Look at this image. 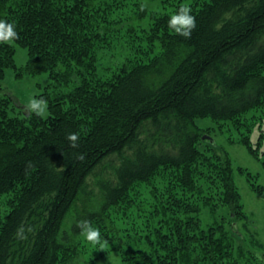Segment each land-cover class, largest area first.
Here are the masks:
<instances>
[{
  "label": "trees",
  "instance_id": "1",
  "mask_svg": "<svg viewBox=\"0 0 264 264\" xmlns=\"http://www.w3.org/2000/svg\"><path fill=\"white\" fill-rule=\"evenodd\" d=\"M96 3L0 0V19L19 33L12 44L0 43V82L8 69L20 70L21 46L30 55L29 73L49 72L66 89L44 95L49 115L39 117L18 108L0 83V264H65L62 229L77 200L94 194L89 184L100 191L102 206L81 213L74 233L81 232L78 221L93 223L161 171L173 174L172 193L181 186L192 196L204 192L195 175L205 176L215 205L222 202L229 214L204 224L202 208L189 200L180 207L173 193L157 243L149 232L150 249L128 251L127 264H242L248 253L235 248L234 238H243L238 222L249 218L233 161L216 153L220 144L200 135L195 120L211 117L245 132L240 142L264 164V133L258 144L251 140L254 126L264 125V0H198L190 39L168 27L170 14L155 15L148 35L159 49L156 62L131 57L110 74L98 71ZM69 132L79 133V147L70 146ZM201 140L209 149L199 147ZM238 170L254 191H263L256 176ZM21 225L33 229L24 240L15 236Z\"/></svg>",
  "mask_w": 264,
  "mask_h": 264
},
{
  "label": "rangeland",
  "instance_id": "2",
  "mask_svg": "<svg viewBox=\"0 0 264 264\" xmlns=\"http://www.w3.org/2000/svg\"><path fill=\"white\" fill-rule=\"evenodd\" d=\"M197 1L97 0L95 6L98 9L96 18L99 23V33L94 43L98 58V71L101 74H110L113 68L119 70L131 57L135 58V63L149 59H151L149 63H155L154 57L159 49L152 48L154 40L150 41L148 35L153 17L172 15L179 9V6L189 4L192 7ZM106 23L110 25L109 28ZM29 56L26 48L17 46L15 59L20 70L8 69L5 78L0 82L5 93L24 112H27L25 106L30 97L39 98L44 95L55 97L59 91L65 89L56 85L49 72L29 73L25 68ZM165 67L167 69L168 66L165 65ZM60 69H63L62 66ZM262 71L264 73V67ZM253 114L249 113L244 120H238V125L242 126L243 121L252 117ZM48 115L49 112L45 117ZM195 122L200 135L210 134L220 144L216 153L224 159L230 155L233 161L234 180L241 193L245 213L249 218L238 222V232L242 234V239L234 238L229 233L234 238L235 248L244 246L248 253L242 264H264V259H257V253L264 257V164L261 159L249 152L245 144L240 142L245 132L238 134L236 128L230 123H226L222 128L219 122L211 117L197 118ZM262 133H264V125H255L251 132V140L254 144L259 143ZM261 144L259 149L263 150L264 144ZM198 145L202 150L209 149L204 140L199 141ZM239 167L247 169L256 176L255 181L263 187L262 192L253 190L246 175L238 170ZM204 168L206 172L211 170L207 164ZM161 172L150 182L137 184L125 202L101 213L99 218L91 223L93 227L100 229L102 241H106L103 248L87 242L81 232L72 231V226L81 213L94 211L102 206L100 191L93 183L89 184V189L94 194H84L77 200L69 211L62 229L61 238H65V245L68 246L65 264H127L128 251H134L137 248L149 250L151 245L146 238L147 234L150 232V237L157 243V228L162 225L163 213L166 215L172 213L170 197L173 193L174 196L179 194L180 207L188 200L193 206H200L202 210L198 216L203 219L204 224L213 223L217 218L228 216L229 210L222 202L215 205L216 195L208 190L205 176L198 179L195 175L198 188L202 186L204 192L199 193L197 189L195 195L192 196L190 192L182 190L181 186H178L179 190L172 193L170 186L175 181L173 174L169 171ZM187 193L190 194V198ZM195 196L198 197L195 198ZM227 228L230 229V227Z\"/></svg>",
  "mask_w": 264,
  "mask_h": 264
},
{
  "label": "clouds",
  "instance_id": "3",
  "mask_svg": "<svg viewBox=\"0 0 264 264\" xmlns=\"http://www.w3.org/2000/svg\"><path fill=\"white\" fill-rule=\"evenodd\" d=\"M196 17L192 14V8L189 4H183L168 20V27L177 35L186 39H190L193 30L196 28ZM19 39V33L16 30L14 23H10L4 19H0V43L12 44ZM26 111L29 116L35 115L45 117L48 114V101L43 97H30L26 104ZM66 139L69 141L72 148L79 147V133L69 132L66 134ZM77 159L83 161L85 154L80 153ZM31 162H29L30 164ZM27 171V167H26ZM87 242L92 245H100L103 248L106 241H102L101 232L98 227H93L89 220H80L76 225ZM33 229L29 226L25 228L23 225L16 230L15 236L18 239H27V233L32 232ZM257 259H264L257 253Z\"/></svg>",
  "mask_w": 264,
  "mask_h": 264
},
{
  "label": "water",
  "instance_id": "4",
  "mask_svg": "<svg viewBox=\"0 0 264 264\" xmlns=\"http://www.w3.org/2000/svg\"><path fill=\"white\" fill-rule=\"evenodd\" d=\"M206 137V136H205ZM210 137V136H209Z\"/></svg>",
  "mask_w": 264,
  "mask_h": 264
}]
</instances>
